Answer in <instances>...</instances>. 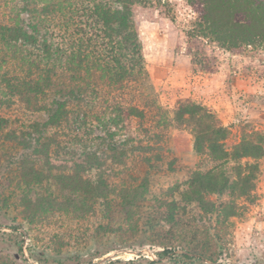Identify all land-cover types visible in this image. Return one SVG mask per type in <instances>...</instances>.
Wrapping results in <instances>:
<instances>
[{
	"label": "trees",
	"instance_id": "1",
	"mask_svg": "<svg viewBox=\"0 0 264 264\" xmlns=\"http://www.w3.org/2000/svg\"><path fill=\"white\" fill-rule=\"evenodd\" d=\"M162 1L0 0V239L14 253L0 264H90L145 246L172 264H216L235 200L252 202L259 167L244 160L264 155L262 139L228 150L230 132L205 107L179 102L169 116L160 105L137 27ZM184 1L198 14L190 56L203 42L264 45V0ZM172 127L190 132L205 168L157 196L149 175Z\"/></svg>",
	"mask_w": 264,
	"mask_h": 264
},
{
	"label": "rangeland",
	"instance_id": "2",
	"mask_svg": "<svg viewBox=\"0 0 264 264\" xmlns=\"http://www.w3.org/2000/svg\"><path fill=\"white\" fill-rule=\"evenodd\" d=\"M159 8L165 15H160L154 8L139 13L137 33L145 70L160 105L170 116L179 102L199 104L213 113L230 132L224 142L228 150L242 139L257 143L258 137L262 139L264 150V45L228 51L203 42L200 53L192 57L188 54V43L193 41L191 36L198 23L194 8L184 0H163ZM94 134L103 136L96 130ZM124 136L119 133L115 139ZM168 152L162 169L149 175L153 195L164 194L175 183L205 168L203 158L193 151L190 132L184 128L172 127ZM244 161L257 163L259 167L252 202L244 198L235 200L240 215L230 218L220 231V245L214 258L216 264H264V155L256 161ZM216 199L211 197L213 201ZM220 200L226 201L228 197ZM0 231L9 232L4 227ZM19 233L22 234L24 258L28 259V236L24 230ZM130 250L141 252V255L125 252ZM159 251L161 249L154 246L121 248L90 264L138 258L156 264H172L166 258L159 260ZM0 252L14 254L11 245L1 239ZM182 253L180 250L175 252ZM60 257L52 255L48 258ZM28 263L36 264L30 259Z\"/></svg>",
	"mask_w": 264,
	"mask_h": 264
},
{
	"label": "water",
	"instance_id": "3",
	"mask_svg": "<svg viewBox=\"0 0 264 264\" xmlns=\"http://www.w3.org/2000/svg\"><path fill=\"white\" fill-rule=\"evenodd\" d=\"M125 252H131V253H134V254H137V255H141V252H135V251H132V250H130V251H125ZM143 253V252H142Z\"/></svg>",
	"mask_w": 264,
	"mask_h": 264
}]
</instances>
